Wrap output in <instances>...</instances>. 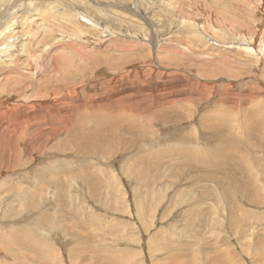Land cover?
<instances>
[{"label":"rangeland","instance_id":"374dc122","mask_svg":"<svg viewBox=\"0 0 264 264\" xmlns=\"http://www.w3.org/2000/svg\"><path fill=\"white\" fill-rule=\"evenodd\" d=\"M100 100L114 108L102 113ZM223 105L224 119L234 121L224 131L213 124ZM257 117L264 118L263 0H0V264H114L115 252L129 264H172L181 255L176 264H203V246L216 264H264V200L233 203L234 221L224 204L216 220L223 201L213 185L225 172L232 184L246 181L242 158L264 162L248 136ZM203 120L212 124L203 128ZM127 124L141 129L138 150L109 148L110 137L98 142L103 151L82 147L110 132L113 141L126 138ZM204 135L212 160L224 153V173L184 164L176 178L142 171L149 161L203 156ZM136 169L161 186L160 196ZM166 184L172 188L161 192ZM203 192L216 217L190 225L189 195ZM140 197L151 211L146 221ZM156 234L174 245L169 255L152 249Z\"/></svg>","mask_w":264,"mask_h":264},{"label":"bare ground","instance_id":"6f19581e","mask_svg":"<svg viewBox=\"0 0 264 264\" xmlns=\"http://www.w3.org/2000/svg\"><path fill=\"white\" fill-rule=\"evenodd\" d=\"M75 2V1H74ZM263 3H264V0H263ZM72 47V46H71ZM57 48V47H56ZM72 49H73V47H72ZM76 50H77V48H76ZM75 50V51H76ZM148 67V66H147ZM151 71V70H150ZM139 74V73H138ZM141 74V76L142 77H145V76H148V75H146V74H144V73H140ZM127 78V75L126 76H124L122 79L124 80V79H126ZM52 98H54V96L52 97ZM107 100V99H106ZM101 101V100H100ZM92 103V102H91ZM54 105V104H53ZM98 108H99V106H102L101 108H100V111L102 112V113H104L107 109H109V110H112L113 108H114V105L111 103V101L110 100H108L107 102H105V101H101V102H99L98 103ZM249 106V105H248ZM221 107V109L219 108V111H220V115H218L216 118H217V123H213L214 124V126L216 125V126H218L219 128H221L223 131H224V125H228V126H230L231 127V125H232V122L234 123V121L233 120H231L230 118H226V119H224V105L223 106H220ZM230 108H231V106H230ZM51 109V108H50ZM129 110H131V112L133 113V114H136V113H138V107L135 105V106H133V107H131V108H128ZM232 110V109H231ZM92 112H93V110H91ZM233 111V110H232ZM215 111H212V113H209V114H207L206 116H205V118H210V116H211V118L214 116V113ZM233 112H235V111H233ZM249 113H248V115H247V118L249 117ZM204 118V119H205ZM257 118H259V117H257ZM99 119L101 120L102 119V117H99ZM228 123V124H224V123ZM208 123H211L212 124V122H210V121H206L205 122V120H203V128H205V126L208 124ZM128 126H130V127H126V125H124L125 126V129H124V134L126 135V138H121V136H120V138L121 139H119V141H113V136H112V133L110 132L109 133V135H108V137L105 139V140H103V139H101V141L97 138V137H95V136H91V139L89 140L87 137H86V139L84 140V145H82V147L83 148H85L86 149V151H87V153H88V151H90V152H96V150H97V148H99V149H101L102 150V144H98V142L100 143H102V142H105L106 144H107V142H108V140H109V137H110V140H109V143H108V147L109 148H112V146H118V144L119 143H125V144H127V143H130V145H131V148L132 149H134V150H138L137 149V147H141L142 145H145L144 143H142L143 141H137V137H136V135L141 131V129L139 128V127H137V126H134V125H130V124H127ZM214 126L211 128V129H213L214 128ZM234 126V125H233ZM121 127H122V125H121ZM229 127V128H230ZM244 127V126H243ZM249 127H250V129H249V133H248V136L250 137V138H254L255 140H256V142H257V144L262 148V149H264V118H259L258 119V121H256V124L253 122V123H249ZM216 130H219V129H216ZM259 130H262V135H258L257 137H256V135L254 134L255 132H258ZM215 131V130H214ZM221 132V131H220ZM16 133V132H15ZM218 134H219V132H218ZM252 135H254L255 137H253ZM22 136H24L25 137V135L24 134H22ZM27 136V135H26ZM123 136V135H122ZM205 136V135H204ZM117 137H119V133H118V136ZM204 139H206V148L207 149H204L203 151L201 150V151H199V155H200V153H205L203 156H197V158H195V159H192V157L190 156V155H192V154H190V153H188V152H186V154H184V156H185V158L184 159H182V158H179L178 159V161L177 162H181V163H179V165H177V164H173V165H168V166H165V164H163V165H159V164H157V162H155V161H149V162H147L146 164H145V166H144V168L142 169V171L143 172H145L146 174H153L154 172H155V170L156 169H162V171H163V169L164 170H166V172H168V173H173V177L174 178H176V177H178V176H181L182 175V172L184 171V169H189V170H191V169H197L198 170V167H204L205 166V168H206V165H211L212 167H217V168H221L222 169V171H223V173H224V170H225V167H224V153H223V157H219L217 160H212L213 158H214V155H213V153H207V152H204V151H208L209 149H210V147L211 146H209V141L210 140H208V138H207V136H205L204 137ZM118 140V139H117ZM203 140V139H202ZM251 142V141H250ZM148 143V141H146V144ZM194 144V143H193ZM253 146V145H252ZM224 147V141H222V142H219L218 144H217V146H216V151H219L220 150V148H223ZM116 148V147H115ZM107 150H108V148H107ZM123 150V149H122ZM103 151V150H102ZM112 151V150H111ZM122 152H124V150L122 151ZM112 153H113V151H112ZM131 154V152L130 153H128L126 156H125V158H127L129 155ZM174 154H175V152H174ZM187 156V157H186ZM208 156H210L211 158H209L208 160H206L207 158L206 157H208ZM225 156H227L226 158H228V155H225ZM190 157V158H189ZM237 157V156H236ZM239 158H241V155L240 156H238ZM141 159H143V157H141L140 158V164L141 165H143V160H141ZM232 159V158H231ZM170 162H172V161H170ZM169 162V163H170ZM201 162H203L202 164H203V166H201ZM241 162H242V164L245 166V168H244V174L247 176V179H246V181H240V182H235V184H232L231 182H230V176H229V174H227L226 172H225V176L226 177H223V179L222 180H218L217 179V177H216V182L215 183H213V181H212V179H215V177H212L213 175H211V177H212V179L210 180V178H208L210 181H212V183H213V185L215 184V186H216V188H215V191H214V193H219L220 195H218V197L217 198H220L221 199V201H223V205H222V208H221V210L222 209H225L224 208V204H228V206H231V208H229L228 210V215H229V218L231 219V221H234L233 219H235L236 218V211H232V206H233V203H237V201H240L241 203L243 202V203H247V204H251V205H257V206H254V207H260V205H261V201H263L264 200V188H262V186H259V182H263L262 181V179H263V177H259V175H258V173H257V170L259 169V171H262V173L264 174V162H262V161H256V162H254L252 165H250L249 163H248V159H247V157H245V158H242L241 159ZM182 164H184L185 165V167H187V168H184L183 169V167L182 168H178L179 166H181ZM240 164V163H239ZM183 165V166H184ZM231 166V165H230ZM248 166V167H247ZM219 168V169H220ZM129 169H135L134 167H131V166H129L128 168H124L123 169V172L125 173V175L127 174H129V173H131L130 172V170ZM195 169V170H196ZM200 170V169H199ZM238 170V169H237ZM240 170V169H239ZM179 171V172H178ZM204 171V170H203ZM226 171V170H225ZM235 171H236V168H235ZM178 173V174H177ZM200 173V172H199ZM204 173V172H203ZM207 173H209V172H207ZM213 173V172H212ZM216 173V172H215ZM177 174V175H176ZM217 174V173H216ZM131 175V174H130ZM222 175V174H221ZM255 175V176H254ZM232 176V175H231ZM254 176V177H253ZM136 177H138V178H136V179H139L140 180V182H142V183H144V185H145V183H146V185L145 186H147L148 185V187H152L154 190H152V197H153V195L154 194H156V195H161L159 192H160V189H159V187H161V186H156L155 188H156V190H155V188H154V185L156 184V182H154V181H152V180H150V179H147L146 177H145V174H143V173H141L138 169H136ZM235 178V177H234ZM207 179V178H206ZM208 179H207V181H208ZM198 180V179H197ZM197 183V182H196ZM198 184V183H197ZM164 185V184H163ZM168 185H171V184H166V186L165 187H163L162 189H161V192H162V190H163V192H164V189H165V191L166 190H168V189H170V188H172V186L171 187H169ZM200 186H202V185H200ZM263 187H264V185H263ZM208 188V187H207ZM212 190V189H211ZM122 190H120L119 189V192H121ZM63 194H64V192H63ZM141 194L139 193V195H138V197L140 196ZM207 195V194H206ZM206 195H205V193L203 192L200 196H197L196 194H190L189 196L191 197V199H190V201L192 202V207H191V209H190V211H189V224L190 225H192V224H194V225H196V224H199V225H201V226H205L206 225V222H205V220H206V218L209 216V215H211V219L212 220H214V218L216 217L215 216V214H212V212H211V210H214L212 207L214 206V205H212V203H211V205H210V208L208 207V208H206L207 207V205H209L208 204V200H207V198H206ZM211 195V194H210ZM145 196V195H144ZM146 197V196H145ZM145 197H144V199H145ZM158 197V196H157ZM166 197V196H165ZM168 198V197H167ZM102 199H101V197L99 198V202L101 201ZM139 200H142V198L140 197L139 199H138V202H139V208H140V216H141V219L143 220V221H146L147 220V218H148V215L151 213V211L150 210H148V208H147V203H145V204H143V203H140V201ZM156 200V199H155ZM160 200V199H159ZM162 201V200H161ZM177 201V200H176ZM217 209V208H216ZM219 210H220V208H218ZM246 211V210H245ZM227 212V211H226ZM249 213V212H248ZM217 214V216H218V218L216 219V220H221V214H223V216H224V210H222V211H219L218 213H216ZM226 214V213H225ZM220 215V216H219ZM245 217H246V214H243ZM228 217V216H227ZM249 217H254L253 215H250ZM259 218H264V217H259ZM149 219V218H148ZM208 220V219H207ZM214 223V227H213V230L214 229H216V230H219V231H224V224H220V223H218L217 221H215V222H213ZM231 223V222H230ZM234 223V222H233ZM74 224V223H73ZM232 224V223H231ZM208 225V224H207ZM212 225V224H211ZM97 227H99V226H97ZM200 229H203V230H205L206 231V227L205 228H202V227H199ZM242 228V227H241ZM193 230L194 228H192V227H188V229H187V231L185 232V234H187L188 233V231L189 230ZM227 229V228H226ZM104 231H106L105 229H103ZM120 230V229H119ZM97 231H98V229H97ZM100 231V230H99ZM117 231V230H116ZM197 231V230H196ZM219 231H217V232H219ZM103 232V231H102ZM112 232H114V230L112 231ZM241 232V231H240ZM100 233V232H99ZM199 233V232H198ZM246 232H244V234H245ZM131 234V233H130ZM214 234V233H213ZM219 234H220V232H219ZM235 234V233H234ZM238 234V233H237ZM98 235V234H97ZM117 235V234H116ZM115 235V236H116ZM164 236H166L168 239H170V235H165V234H163ZM201 235V234H200ZM212 235V234H211ZM223 235V234H222ZM239 235V234H238ZM100 236V235H99ZM209 236V235H208ZM215 236V235H214ZM244 236V235H243ZM243 236H241V237H243ZM156 237H158V240L155 242V243H152V242H150V244H151V246H152V249L153 250H156V249H158L159 251H161V252H164V254H166V255H169L167 252H166V250H168V249H171V248H173L174 247V245L173 244H168L170 241H168L166 238H164V244H162L163 243V240H162V238L160 237V235H158V234H156ZM187 237V236H186ZM202 237H203V235H202ZM247 237V236H246ZM248 238V237H247ZM198 239V238H197ZM128 241H131V238H129L128 239ZM31 242V241H30ZM130 243V242H129ZM222 243V242H221ZM196 244L198 245L199 244V241H196ZM203 244V243H202ZM214 244V243H213ZM224 244V243H223ZM202 246V245H201ZM200 246V247H201ZM261 246V245H260ZM191 247V246H190ZM203 248H204V246H203ZM202 248V249H203ZM202 249H199L198 251H197V253L196 254H198L199 256H202V257H204V259H205V261H204V263L206 264L207 262L208 263H210V264H216V262H214V261H212L211 259H209V256H208V253L210 252V250H202ZM50 250V249H49ZM172 251V250H171ZM179 251H181V249L179 248ZM114 252V251H113ZM217 254L218 253H220L222 256H220L219 254V258H218V261H223L224 260V258H223V253L220 251V252H217V251H215ZM130 253H132V252H130ZM134 253V252H133ZM157 253V252H156ZM192 253H194V252H192ZM215 253V254H216ZM22 254V253H21ZM173 254V253H172ZM179 254V253H178ZM186 254V253H185ZM210 254H211V252H210ZM112 256H113V259L115 258V260H113L114 261V264H121V262H125V264H129V262H127V260L129 259V257L127 256V258H126V261H125V259H124V257L123 256H121V255H119L118 254V256H117V254H116V252L114 253V254H111ZM17 256V255H16ZM182 256V255H181ZM180 256V257H181ZM197 256V255H196ZM122 257V261H121V258ZM179 257V258H180ZM18 258V257H17ZM16 258V259H17ZM178 257H173V259H170L171 260V262H172V264H176L177 263V260L179 259ZM195 258V257H194ZM134 262V261H133ZM196 262V261H195ZM194 262V260H192V258H191V263H194V264H196ZM256 262V261H255ZM203 263V264H204ZM94 264V263H93ZM130 264H132L131 262H130ZM184 264H187V263H184ZM199 264V263H198ZM201 264V263H200ZM220 264V263H219Z\"/></svg>","mask_w":264,"mask_h":264}]
</instances>
